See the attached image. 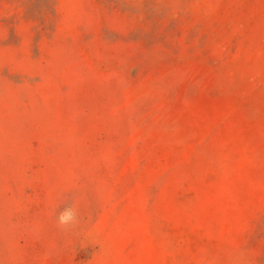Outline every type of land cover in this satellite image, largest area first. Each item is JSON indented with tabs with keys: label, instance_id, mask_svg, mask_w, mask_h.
Masks as SVG:
<instances>
[{
	"label": "rangeland",
	"instance_id": "1",
	"mask_svg": "<svg viewBox=\"0 0 264 264\" xmlns=\"http://www.w3.org/2000/svg\"><path fill=\"white\" fill-rule=\"evenodd\" d=\"M0 264H264V0H0Z\"/></svg>",
	"mask_w": 264,
	"mask_h": 264
},
{
	"label": "clouds",
	"instance_id": "2",
	"mask_svg": "<svg viewBox=\"0 0 264 264\" xmlns=\"http://www.w3.org/2000/svg\"><path fill=\"white\" fill-rule=\"evenodd\" d=\"M78 209L75 205H68L56 215V223L60 227H70L77 222Z\"/></svg>",
	"mask_w": 264,
	"mask_h": 264
}]
</instances>
